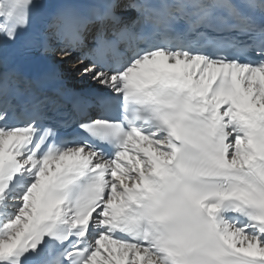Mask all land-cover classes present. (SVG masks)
<instances>
[{
  "label": "snow or ice",
  "instance_id": "1",
  "mask_svg": "<svg viewBox=\"0 0 264 264\" xmlns=\"http://www.w3.org/2000/svg\"><path fill=\"white\" fill-rule=\"evenodd\" d=\"M0 264H264V0H0Z\"/></svg>",
  "mask_w": 264,
  "mask_h": 264
},
{
  "label": "bare ground",
  "instance_id": "2",
  "mask_svg": "<svg viewBox=\"0 0 264 264\" xmlns=\"http://www.w3.org/2000/svg\"><path fill=\"white\" fill-rule=\"evenodd\" d=\"M50 54L52 56L59 57L58 54H53V53H50ZM75 65H77V64L75 63ZM60 66H61L62 70L65 71V73H68V71H69V69H68L69 64L68 63H61L60 62ZM65 77L69 78L68 75L65 76ZM75 77L76 78H80L81 76L79 74H77V75H75ZM87 84L89 85V84H91V82L83 80V81H81L79 83H73V85L75 87H77L78 89H81V90H86V88L89 87ZM92 86L95 87L94 85H92Z\"/></svg>",
  "mask_w": 264,
  "mask_h": 264
},
{
  "label": "rangeland",
  "instance_id": "3",
  "mask_svg": "<svg viewBox=\"0 0 264 264\" xmlns=\"http://www.w3.org/2000/svg\"><path fill=\"white\" fill-rule=\"evenodd\" d=\"M77 68H78V65H75V63H70L69 64V66H68V69H69L68 73L70 74V76H75V75L79 74V72L77 71ZM80 78H82V77H80Z\"/></svg>",
  "mask_w": 264,
  "mask_h": 264
}]
</instances>
